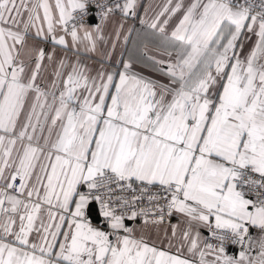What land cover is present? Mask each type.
I'll use <instances>...</instances> for the list:
<instances>
[{
	"label": "snow or ice",
	"instance_id": "snow-or-ice-1",
	"mask_svg": "<svg viewBox=\"0 0 264 264\" xmlns=\"http://www.w3.org/2000/svg\"><path fill=\"white\" fill-rule=\"evenodd\" d=\"M0 264H264V0H0Z\"/></svg>",
	"mask_w": 264,
	"mask_h": 264
},
{
	"label": "crops",
	"instance_id": "crops-1",
	"mask_svg": "<svg viewBox=\"0 0 264 264\" xmlns=\"http://www.w3.org/2000/svg\"><path fill=\"white\" fill-rule=\"evenodd\" d=\"M144 2L146 3L147 0H144ZM98 24H99V22H98V23H93V24H91V25H89V26H90V27H95V26H97ZM30 43H31V41H30ZM248 46H250V42H249V45H248ZM45 47L48 48V47H50V45H45ZM245 51H247V47H246ZM141 71H143L146 75H152L151 73H148L146 69H141ZM92 213H95V214L99 217V222L94 221V220L91 218V219H92V222H93L94 224H96V225H102V224H103V218L100 217V215H99V213L97 212V210H96V209H93V212H92ZM125 223H126V225H128V226H131V224H132V222H129V221H126ZM103 227L106 228L107 225H103Z\"/></svg>",
	"mask_w": 264,
	"mask_h": 264
},
{
	"label": "built area",
	"instance_id": "built-area-1",
	"mask_svg": "<svg viewBox=\"0 0 264 264\" xmlns=\"http://www.w3.org/2000/svg\"><path fill=\"white\" fill-rule=\"evenodd\" d=\"M97 11H98V10L95 9V8H92V9H91L92 15H91V17H90V19H89V25H91V24H93V23H98V22H99V20H98V18H97V16H96V12H97ZM92 208H93V209H96V208H95V204L92 205ZM97 212H98V210H97ZM98 213H99V212H98ZM129 222H131V221H129ZM229 252H230V253H235V252H236V249H235V248H230V249H229Z\"/></svg>",
	"mask_w": 264,
	"mask_h": 264
},
{
	"label": "water",
	"instance_id": "water-1",
	"mask_svg": "<svg viewBox=\"0 0 264 264\" xmlns=\"http://www.w3.org/2000/svg\"><path fill=\"white\" fill-rule=\"evenodd\" d=\"M91 218H92L94 221L99 222V217H98L95 213H92V214H91Z\"/></svg>",
	"mask_w": 264,
	"mask_h": 264
}]
</instances>
